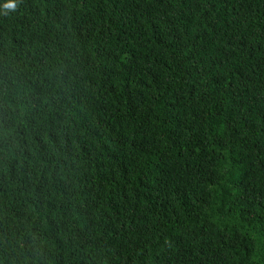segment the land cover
Instances as JSON below:
<instances>
[{
    "label": "trees",
    "instance_id": "trees-1",
    "mask_svg": "<svg viewBox=\"0 0 264 264\" xmlns=\"http://www.w3.org/2000/svg\"><path fill=\"white\" fill-rule=\"evenodd\" d=\"M0 0V264H264V0Z\"/></svg>",
    "mask_w": 264,
    "mask_h": 264
},
{
    "label": "clouds",
    "instance_id": "clouds-1",
    "mask_svg": "<svg viewBox=\"0 0 264 264\" xmlns=\"http://www.w3.org/2000/svg\"><path fill=\"white\" fill-rule=\"evenodd\" d=\"M2 6L4 9L14 10L16 7V3L15 0H5Z\"/></svg>",
    "mask_w": 264,
    "mask_h": 264
}]
</instances>
